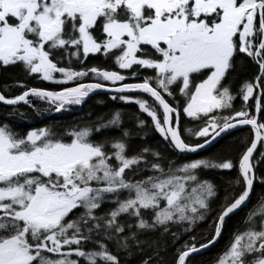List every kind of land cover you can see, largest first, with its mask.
I'll use <instances>...</instances> for the list:
<instances>
[{
	"label": "snow or ice",
	"instance_id": "obj_1",
	"mask_svg": "<svg viewBox=\"0 0 264 264\" xmlns=\"http://www.w3.org/2000/svg\"><path fill=\"white\" fill-rule=\"evenodd\" d=\"M90 54L115 70L88 67ZM0 68L56 85H3L10 118L27 119L20 104L70 113L100 92L136 107L131 127L119 108L25 131L0 122V264H198L226 230L212 264H264V195L252 202L264 0H0ZM246 126L239 147L220 143ZM208 171L234 175L221 189Z\"/></svg>",
	"mask_w": 264,
	"mask_h": 264
},
{
	"label": "trees",
	"instance_id": "obj_2",
	"mask_svg": "<svg viewBox=\"0 0 264 264\" xmlns=\"http://www.w3.org/2000/svg\"><path fill=\"white\" fill-rule=\"evenodd\" d=\"M87 66H97L102 68H108L109 70H115V68L111 65V62L109 59L105 58L101 54H90L87 60ZM251 73V67L248 66L245 70V76ZM145 74H151V73H145ZM15 80H25V82L29 86L33 87H44V88H55L56 85H54L52 82L48 81H37L32 79H26L25 74L19 69V68H0V90H2L3 85L5 84H12ZM22 89L20 88H12L8 92H6V95H15L18 94ZM97 101H104L102 104L97 103ZM34 103L37 104L39 107L44 108L47 107V105L41 104L38 101L34 100ZM240 103L239 99H237L236 104L238 105ZM122 109L123 116L122 119L124 121L125 127H131L132 121L129 119L132 113L136 111V107L134 105H124L121 102H114L110 99H108L102 92L98 93L97 95L91 96L90 99H88L87 103L83 105L82 108L79 110H73L70 113L66 114H48L47 118H43L41 116L36 115L32 108L28 107L27 105L20 104L19 110L22 112L27 113V119H22L19 117L16 118H10L8 116V113L10 112V108L6 107L2 103H0V122H10L12 123L15 128L19 131H25L28 128L33 127H39L46 123H52V122H67V121H73L74 118L84 116L85 119H89L88 113H91V119L95 120L97 116H100L103 114L104 118L107 119L110 111L114 109ZM141 118H144L141 116ZM186 122L182 119V125H184ZM186 126L194 127V122L187 123ZM250 129L249 127H243L238 131H233L231 137H225V140H222L220 143L224 144L226 140L229 139H235V144L233 147H239L240 145V139L244 137L245 135L249 134ZM115 132H110L108 135H115ZM158 138V134H153L149 137V142L154 141ZM141 141L139 139H136L133 141V144H139ZM260 145L257 148V151L254 153V155H258ZM219 148V145L214 146L213 148L209 149V153H216L217 158H220L221 153H217V149ZM235 155V153H232ZM201 156H206L208 153H200ZM190 158H197L196 156H192ZM258 173H264V166H261L257 169ZM234 175L232 172L227 171H208L205 173H202V178H207L212 180L214 183L221 186V189L223 188L225 182L229 179L230 176ZM257 194L264 195V185L257 183L255 185V191L252 194V202H255L258 198ZM251 206V202L250 205ZM244 215V210H241L239 213H237L236 216H233L228 221V230H230L235 223L238 222L239 218ZM227 240V230L224 239H221L218 244H216L215 247L211 248L210 250L204 252L202 255L197 256L195 259L197 260L198 264H212V260L214 257L217 256L219 252H221L224 248L225 242Z\"/></svg>",
	"mask_w": 264,
	"mask_h": 264
},
{
	"label": "water",
	"instance_id": "obj_3",
	"mask_svg": "<svg viewBox=\"0 0 264 264\" xmlns=\"http://www.w3.org/2000/svg\"><path fill=\"white\" fill-rule=\"evenodd\" d=\"M247 127V126H246ZM258 146H259V144H258Z\"/></svg>",
	"mask_w": 264,
	"mask_h": 264
}]
</instances>
